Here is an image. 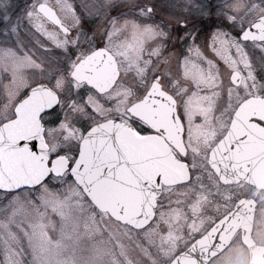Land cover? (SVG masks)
<instances>
[{"label": "snow or ice", "instance_id": "snow-or-ice-1", "mask_svg": "<svg viewBox=\"0 0 264 264\" xmlns=\"http://www.w3.org/2000/svg\"><path fill=\"white\" fill-rule=\"evenodd\" d=\"M169 8L0 0V264H264V0Z\"/></svg>", "mask_w": 264, "mask_h": 264}, {"label": "rangeland", "instance_id": "rangeland-1", "mask_svg": "<svg viewBox=\"0 0 264 264\" xmlns=\"http://www.w3.org/2000/svg\"><path fill=\"white\" fill-rule=\"evenodd\" d=\"M213 3L218 2L219 0H212ZM26 2V0H13L14 4H18V5H23ZM50 2L55 3V0H50ZM72 2L77 6V8L79 9L80 6L85 3V0H72ZM122 2V0H116L117 4H120ZM155 2L157 3L158 7L160 8V10L162 12H168L167 10H165V8L171 10L169 8V5L171 4H176V3H182L183 0H155ZM112 15H118L119 11L118 10H113ZM103 21H96L95 17H88L85 14V31L89 32V35L92 34V31H95L98 27H100L102 25ZM92 30V31H89ZM127 242V241H126ZM2 258V257H0Z\"/></svg>", "mask_w": 264, "mask_h": 264}, {"label": "flooded vegetation", "instance_id": "flooded-vegetation-1", "mask_svg": "<svg viewBox=\"0 0 264 264\" xmlns=\"http://www.w3.org/2000/svg\"><path fill=\"white\" fill-rule=\"evenodd\" d=\"M210 3H212L213 5L220 2V0L216 3H213L212 0H209ZM165 10L170 11L169 9L165 8ZM212 19H215V17H213ZM189 22L192 24H195L196 30L198 32L201 33V41H203V39L207 36H210V33L214 30L211 26L210 23H208V18L205 17L203 19V21L201 20V18L199 17H195V16H189ZM191 42V41H189ZM127 243V242H126Z\"/></svg>", "mask_w": 264, "mask_h": 264}, {"label": "trees", "instance_id": "trees-1", "mask_svg": "<svg viewBox=\"0 0 264 264\" xmlns=\"http://www.w3.org/2000/svg\"><path fill=\"white\" fill-rule=\"evenodd\" d=\"M19 4V3H18Z\"/></svg>", "mask_w": 264, "mask_h": 264}]
</instances>
